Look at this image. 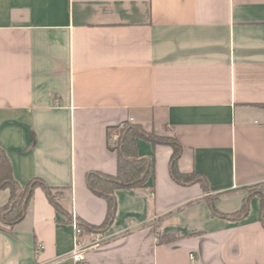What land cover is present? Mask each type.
<instances>
[{
  "label": "crops",
  "instance_id": "0c3cea01",
  "mask_svg": "<svg viewBox=\"0 0 264 264\" xmlns=\"http://www.w3.org/2000/svg\"><path fill=\"white\" fill-rule=\"evenodd\" d=\"M122 124L148 178L102 192ZM0 147V264H264V0H0Z\"/></svg>",
  "mask_w": 264,
  "mask_h": 264
},
{
  "label": "trees",
  "instance_id": "16d2710c",
  "mask_svg": "<svg viewBox=\"0 0 264 264\" xmlns=\"http://www.w3.org/2000/svg\"><path fill=\"white\" fill-rule=\"evenodd\" d=\"M147 136L149 139L155 141L154 135L145 134L144 131L136 125H126L121 132L120 140L115 149L118 152L119 167L116 177L99 178L94 175L90 176V186L102 192L111 191L114 188H134L141 187L145 184L148 178V163L145 160H139L135 156L136 141L138 137ZM173 147V155L171 159L172 171L178 180L185 182H193L194 176H180L177 172V161L180 158L181 147L173 140H167ZM147 173V174H146ZM147 175L144 177V175ZM9 189L11 191L10 203L1 209L2 212H7L5 216L6 222H16L23 217V205L32 197V187L29 184L21 195H18V186L14 181L12 166L6 152L0 147V191ZM55 199V196H51ZM109 200V213L106 224L102 229L112 221L113 213L115 211V200ZM244 210H246L244 208Z\"/></svg>",
  "mask_w": 264,
  "mask_h": 264
},
{
  "label": "built area",
  "instance_id": "2783aa9c",
  "mask_svg": "<svg viewBox=\"0 0 264 264\" xmlns=\"http://www.w3.org/2000/svg\"><path fill=\"white\" fill-rule=\"evenodd\" d=\"M129 123H134V119L133 118H130L129 119ZM126 127V124H122L118 130H119V133L118 134H115L114 137H113V140L110 141L111 144H113L115 147H117L118 145V142L120 140V136H121V132L123 131V129H125ZM77 233L80 234L81 233V230H77ZM45 247L44 245H39V247L37 248L36 252L37 253H40L42 251H44ZM87 251V248H84L80 245H76L73 252H72V259L74 260V262L76 264H82L83 262V253ZM190 257H194L193 254L190 255Z\"/></svg>",
  "mask_w": 264,
  "mask_h": 264
},
{
  "label": "rangeland",
  "instance_id": "374dc122",
  "mask_svg": "<svg viewBox=\"0 0 264 264\" xmlns=\"http://www.w3.org/2000/svg\"><path fill=\"white\" fill-rule=\"evenodd\" d=\"M119 133V130H114V131H111L110 133V139L113 140V137L115 134H118ZM113 145V144H112ZM24 191H21L20 189H18L17 193L18 195H21Z\"/></svg>",
  "mask_w": 264,
  "mask_h": 264
}]
</instances>
